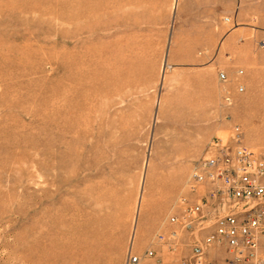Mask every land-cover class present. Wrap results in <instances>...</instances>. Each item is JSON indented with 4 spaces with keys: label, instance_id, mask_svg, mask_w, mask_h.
<instances>
[{
    "label": "rangeland",
    "instance_id": "obj_1",
    "mask_svg": "<svg viewBox=\"0 0 264 264\" xmlns=\"http://www.w3.org/2000/svg\"><path fill=\"white\" fill-rule=\"evenodd\" d=\"M177 2L0 0V264H121L231 123L264 152V82L221 83Z\"/></svg>",
    "mask_w": 264,
    "mask_h": 264
},
{
    "label": "built area",
    "instance_id": "obj_2",
    "mask_svg": "<svg viewBox=\"0 0 264 264\" xmlns=\"http://www.w3.org/2000/svg\"><path fill=\"white\" fill-rule=\"evenodd\" d=\"M217 77L221 83L228 81L222 70ZM236 89L242 92L244 87L237 83ZM222 100L223 106L232 104L225 88ZM241 141L236 123L229 125L227 138L213 139V153L192 166L172 203L165 218L169 227L158 230L143 252L129 251L121 264H162L155 245L168 252L186 247L188 254L177 264H213L207 258L213 246L223 248L226 264H264V152Z\"/></svg>",
    "mask_w": 264,
    "mask_h": 264
},
{
    "label": "crops",
    "instance_id": "obj_3",
    "mask_svg": "<svg viewBox=\"0 0 264 264\" xmlns=\"http://www.w3.org/2000/svg\"><path fill=\"white\" fill-rule=\"evenodd\" d=\"M177 30L200 46L209 68L254 90L264 82V0H178ZM262 42L260 47L258 42ZM242 70L238 75L236 69ZM255 100H260L256 97ZM264 111V105L257 107ZM162 261V260H161ZM163 263V261H162Z\"/></svg>",
    "mask_w": 264,
    "mask_h": 264
},
{
    "label": "bare ground",
    "instance_id": "obj_4",
    "mask_svg": "<svg viewBox=\"0 0 264 264\" xmlns=\"http://www.w3.org/2000/svg\"><path fill=\"white\" fill-rule=\"evenodd\" d=\"M108 90V89H107ZM109 94V93H108ZM107 95V94H106ZM67 221V220H65ZM97 222V221H96ZM102 224V223H101ZM96 235V236H95ZM108 238V234L107 233H103V234H100V235H97L96 233L94 234V236L92 237V241H93V244H98V242H103L105 239Z\"/></svg>",
    "mask_w": 264,
    "mask_h": 264
}]
</instances>
